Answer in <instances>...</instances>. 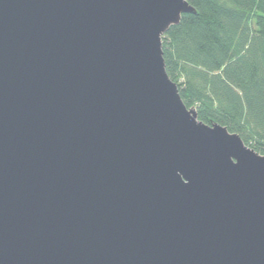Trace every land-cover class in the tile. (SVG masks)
<instances>
[{
    "label": "water",
    "instance_id": "obj_1",
    "mask_svg": "<svg viewBox=\"0 0 264 264\" xmlns=\"http://www.w3.org/2000/svg\"><path fill=\"white\" fill-rule=\"evenodd\" d=\"M195 12L0 0V264H264V154L165 69Z\"/></svg>",
    "mask_w": 264,
    "mask_h": 264
},
{
    "label": "trees",
    "instance_id": "obj_2",
    "mask_svg": "<svg viewBox=\"0 0 264 264\" xmlns=\"http://www.w3.org/2000/svg\"><path fill=\"white\" fill-rule=\"evenodd\" d=\"M161 37L165 69L199 120L264 154V0H187Z\"/></svg>",
    "mask_w": 264,
    "mask_h": 264
}]
</instances>
